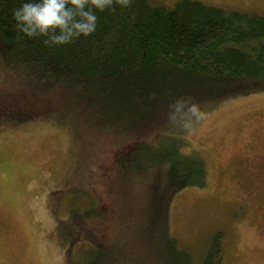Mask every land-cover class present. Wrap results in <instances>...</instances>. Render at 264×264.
I'll list each match as a JSON object with an SVG mask.
<instances>
[{"label": "rangeland", "instance_id": "rangeland-1", "mask_svg": "<svg viewBox=\"0 0 264 264\" xmlns=\"http://www.w3.org/2000/svg\"><path fill=\"white\" fill-rule=\"evenodd\" d=\"M177 1L150 0L168 9ZM191 1L264 16V0ZM17 110L0 104V114ZM71 110L64 117L70 120L0 118V264H87L95 252L100 261L109 257L106 264H153L143 239L145 207L133 214L145 199L117 167L133 144L156 143L159 135H138L139 125L115 133L88 111ZM203 113L199 121L183 115L171 125L180 126L181 152H196L206 175L204 187L171 197L167 231L193 264L216 233L220 264H264V93L230 98ZM151 153L161 155L142 150V165Z\"/></svg>", "mask_w": 264, "mask_h": 264}, {"label": "trees", "instance_id": "trees-1", "mask_svg": "<svg viewBox=\"0 0 264 264\" xmlns=\"http://www.w3.org/2000/svg\"><path fill=\"white\" fill-rule=\"evenodd\" d=\"M24 2L0 0V104L21 107L0 118L66 119L77 108L107 121L115 133L139 125L138 135H159L156 143L133 144L117 171L145 199L133 214L145 207L146 256L153 264H193L167 231V209L177 193L204 187L206 168L196 152H181L186 144L180 126H171L183 115L193 116L187 104L179 112L170 105L184 99L205 112L230 98L264 93V16L191 0L169 9L132 0L129 8L97 12L92 35L49 46L43 38H20L13 12ZM142 150L161 155L151 153L144 166ZM142 181L150 186L143 188ZM127 210L122 214L131 220ZM220 236L214 235L199 264L221 263ZM101 256L93 253L87 264H106L109 257L100 261Z\"/></svg>", "mask_w": 264, "mask_h": 264}, {"label": "clouds", "instance_id": "clouds-1", "mask_svg": "<svg viewBox=\"0 0 264 264\" xmlns=\"http://www.w3.org/2000/svg\"><path fill=\"white\" fill-rule=\"evenodd\" d=\"M132 0H26L13 12L15 28L20 38H43L45 45H68L81 37L92 35L97 28V12L115 11L131 7ZM187 104V111L199 121L204 113L196 103L176 100L170 107L179 112ZM172 117L170 116V119ZM191 129L190 124L184 125Z\"/></svg>", "mask_w": 264, "mask_h": 264}]
</instances>
